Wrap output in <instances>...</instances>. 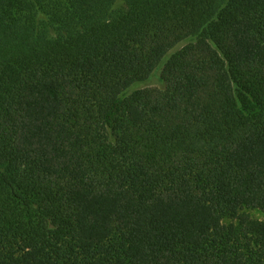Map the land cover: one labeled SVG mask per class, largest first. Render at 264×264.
<instances>
[{"label": "trees", "instance_id": "16d2710c", "mask_svg": "<svg viewBox=\"0 0 264 264\" xmlns=\"http://www.w3.org/2000/svg\"><path fill=\"white\" fill-rule=\"evenodd\" d=\"M243 208L264 0H0V264H264Z\"/></svg>", "mask_w": 264, "mask_h": 264}, {"label": "rangeland", "instance_id": "374dc122", "mask_svg": "<svg viewBox=\"0 0 264 264\" xmlns=\"http://www.w3.org/2000/svg\"><path fill=\"white\" fill-rule=\"evenodd\" d=\"M149 84H151V85H158L159 82H158L157 77L152 76ZM240 211H241V213L248 214L252 219H255V220H261V219L264 218V214L261 213L260 211H258L257 209H252V208L251 209L250 208H247L246 209V208H243ZM230 222H231V220L228 219V218H225L223 220V223H225V224H229Z\"/></svg>", "mask_w": 264, "mask_h": 264}]
</instances>
